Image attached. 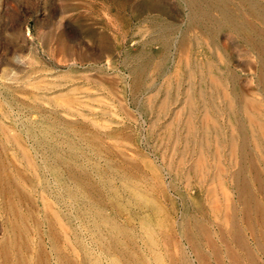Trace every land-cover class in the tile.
Returning <instances> with one entry per match:
<instances>
[{
  "label": "rangeland",
  "instance_id": "obj_1",
  "mask_svg": "<svg viewBox=\"0 0 264 264\" xmlns=\"http://www.w3.org/2000/svg\"><path fill=\"white\" fill-rule=\"evenodd\" d=\"M184 11L181 0H0V264L16 226L17 264H155L147 225L163 264L180 248L194 261L184 214L215 230L211 207L234 193L213 167L189 172L182 124L165 126L182 96L156 107L166 75L133 90L127 71L136 54H161L148 20L182 24ZM220 42L238 89L262 99L255 52L234 33Z\"/></svg>",
  "mask_w": 264,
  "mask_h": 264
},
{
  "label": "bare ground",
  "instance_id": "obj_2",
  "mask_svg": "<svg viewBox=\"0 0 264 264\" xmlns=\"http://www.w3.org/2000/svg\"><path fill=\"white\" fill-rule=\"evenodd\" d=\"M235 1L233 6L232 0H181L182 24L149 19L150 41L161 54H136L127 70L133 90L143 85L149 72L166 75L162 85L166 92L156 107L165 111L171 100L182 96L165 126L171 133L182 124L184 149L192 147L195 155L189 172L204 177L213 167V180L234 193V200L223 207H211L220 220L215 230L196 211L184 214L183 239L194 261L180 248L177 256L168 254L170 264H264L259 258L264 255V0ZM224 31L238 35L255 52L262 99L238 89L237 75L220 42ZM172 48L178 63L174 68ZM146 228L155 264H163V254L156 248L158 231ZM19 233L16 226L3 242L4 264L18 262L11 259V252L20 248ZM162 237L166 243L168 237L164 233ZM58 257L73 264L62 254Z\"/></svg>",
  "mask_w": 264,
  "mask_h": 264
}]
</instances>
